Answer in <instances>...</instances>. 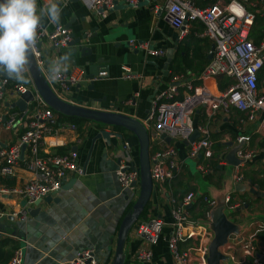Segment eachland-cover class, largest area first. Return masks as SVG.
<instances>
[{
  "label": "crops",
  "instance_id": "obj_1",
  "mask_svg": "<svg viewBox=\"0 0 264 264\" xmlns=\"http://www.w3.org/2000/svg\"><path fill=\"white\" fill-rule=\"evenodd\" d=\"M88 1L60 3V23L69 28L74 37L81 36L85 31V40L77 46L67 45L60 49L52 48L46 38L39 42L43 56L40 68L45 79H48L49 61L66 54L68 71L75 66L72 63V58H75L76 66H85L92 77L86 80L85 85L79 86L80 83L62 93L64 100L71 104L101 112L128 114L142 122L152 101L168 88L173 75H180L185 80L190 75H197L206 65L207 62L194 61V65L187 60L183 62L179 49L194 45L195 53L199 48L209 60L212 43L201 37L203 28L200 24L194 23L191 32L182 42L179 41L178 33L164 17L162 0H140L136 5L118 0L113 8L103 11L92 9ZM259 1L249 0L247 3L248 8L254 10L255 18L262 20L261 25L258 22L253 24L254 29L258 28L256 33H251L256 41L257 34L264 33V6H256ZM44 3L45 0H38L39 7H43ZM41 24L42 29L51 30V22L46 16ZM131 41L133 44L129 45ZM85 47L89 49L83 50ZM148 49H162L165 53L153 56L147 52ZM174 66L180 67L182 71L172 73ZM123 68L129 70V77L124 74ZM0 75L11 85L33 88L29 72L26 73L28 83L9 78L2 72ZM14 111L18 110L6 108L0 103V115L3 116L0 122V149L16 140L14 128L9 130L4 127L5 112ZM194 121L207 127L215 159L218 156L224 158L228 144H240L236 140L238 136H247L255 155L246 165L244 177L248 183L258 187V191H264V180L257 179L264 169V135L254 132L255 124L236 110L230 114L222 111L206 114L205 110H200L195 114ZM77 123L80 134L77 129H72L70 120H52L51 133L45 137L42 151L44 154L76 152L78 162L84 168L82 173L66 178L59 191L39 203V212L33 216L27 214L25 219L8 216L11 211L21 210L23 202L15 196L0 193V208L6 212V216L0 218V264H3L4 259H7L5 264H8L12 251L18 246L24 248V264H61L84 248H94L102 264L112 262L120 224L132 207L124 199L115 171L122 159L130 166L137 167L138 143L126 130L82 119ZM126 143L129 144L128 149L125 148ZM173 143L184 161L171 179L178 192L190 189L206 193L216 200L218 207L224 205V192L233 190L237 200L243 204L239 210L226 215L231 222H236L238 230L246 232L254 222L264 221V197L235 192L231 184L234 166H229L225 161L214 167L212 173L202 175L195 170L194 162L186 160L188 148L185 142ZM30 177L31 174L21 164L16 174L8 178H15L14 186L20 187ZM138 192L139 186L135 194ZM200 204L195 202L191 208L192 214L197 212ZM146 208V219L149 215H157L164 221L161 237L149 246L153 253L152 261L140 263L134 259V254L145 240L142 236H135L134 230L146 219L136 221L123 247L127 256L126 264H172L167 246L172 230L169 203L153 187ZM261 239V243H264V236Z\"/></svg>",
  "mask_w": 264,
  "mask_h": 264
},
{
  "label": "built area",
  "instance_id": "obj_2",
  "mask_svg": "<svg viewBox=\"0 0 264 264\" xmlns=\"http://www.w3.org/2000/svg\"><path fill=\"white\" fill-rule=\"evenodd\" d=\"M68 1L70 0H59V3ZM116 1L118 2L90 0L88 3L92 9L103 11L113 8ZM139 1L125 0L132 5ZM162 3L164 17L178 33L179 41L182 42L191 32L192 25L198 23L203 28L201 37L214 46L209 51L211 58L197 75H190L185 80L177 74L172 76L170 85L152 101L146 118L142 121L149 135L152 185L169 203L172 230L167 246L172 264H207L208 248L214 236L211 216L217 202L212 196L193 190L183 195L169 194L165 185L174 178L184 162L173 142L188 141L186 160H193L195 170L207 175L213 172L210 161L215 160V154L207 127L194 121L197 112L205 110L206 114H211L222 111L230 114L236 110L255 124V133L264 135V36L257 41L250 37L256 16L254 10L248 8L249 0H162ZM258 5L264 6V0L257 2L256 6ZM44 38L52 48L60 49L72 41V34L65 25L51 23V30L40 31L38 43ZM132 44L131 41L129 45ZM37 50L38 54L33 56L41 66L42 51L38 47ZM147 52L153 56L165 53L162 49H148ZM123 69L124 74L129 77V70ZM84 75L83 68L74 66L57 81L53 82L49 78L46 81L55 94L64 99L62 93L78 86ZM28 90L32 91L22 85H11L0 75V103H10L17 95ZM54 117L53 111L36 92L24 112H5L4 127L9 130L14 128L16 140L0 149V176H14L20 163L31 174L20 187H7L0 181L1 194L15 196L23 202L21 210L11 211L8 216L24 219L28 210L34 208L37 202L59 191L66 178L83 171L76 152L41 155L44 139L51 133L49 122ZM2 120L3 116L0 115V122ZM71 127L75 128L74 125ZM195 134L199 137L189 142V138ZM236 140L242 147L236 152V157L241 161L233 167V186L247 182L243 171L255 155L247 136H238ZM125 148H129L128 143ZM218 157V164L225 163L224 158ZM115 176L129 200L135 201L138 195L135 191L139 184L138 167L130 166L122 159ZM223 199L226 214L230 215L242 206L233 190L224 192ZM195 202L204 206L200 217H194L190 211ZM5 216L6 212L0 208V218ZM164 225L160 216L149 215L136 226L135 236H142L145 242L134 254V259L140 263L152 261L153 253L149 246L159 240ZM262 236V220L254 222L246 232L232 234L220 248L222 256L226 258L220 264H264ZM8 264H24L23 247L18 246L12 251ZM61 264L102 263L94 248H84Z\"/></svg>",
  "mask_w": 264,
  "mask_h": 264
},
{
  "label": "water",
  "instance_id": "obj_3",
  "mask_svg": "<svg viewBox=\"0 0 264 264\" xmlns=\"http://www.w3.org/2000/svg\"><path fill=\"white\" fill-rule=\"evenodd\" d=\"M118 2L116 1L115 4ZM86 32L83 31L82 35L79 37H74L72 35V41L68 44L70 46H77L82 40L86 39ZM38 49L41 51L40 44H37ZM213 45L211 49H213ZM89 49L88 47L83 48V50ZM81 50V52H83ZM83 54L81 53V56ZM211 56H209V59ZM47 62H45L46 64ZM72 63L76 66L75 58H72ZM29 74L33 82L32 91L28 90L23 94L17 95L16 99L12 102H5L4 105L6 108L17 109L20 112H24L27 108L28 102L33 101L34 93L36 92L44 103L54 112L66 117V118H80L86 121H94L96 123H101L113 127H119L121 130L129 131L137 140L138 143V170H139V192L135 201L131 202L128 198V194L125 191L124 199L132 204L131 211L124 216L119 230L116 241V247L112 262L110 264H126V254L123 251L124 243L128 236V233L132 225L139 220V217L148 205L151 199L153 192L152 179L150 175V165H149V135L144 126V124L136 118L129 116L128 114L118 113V112H101L97 110H91L85 106H79L69 103L67 100L61 99L58 97L49 83L46 81L45 77L41 72L40 66L37 64L33 55L29 56ZM85 70L84 80L81 82V85H85L87 79H92L90 74L88 75L85 66H80ZM104 131L101 132L103 134ZM199 135L195 134L189 138V142L193 141L195 138H198ZM169 141L168 139H166ZM188 141L185 142L187 145ZM228 151L226 152L224 159L226 160L229 166H235L240 164V159L236 157V152L242 147V144H228ZM24 148V145L22 146ZM89 160L86 159L85 166ZM84 169V168H82ZM135 186V185H134ZM235 192L243 193L248 192L249 194L256 197H264V191H258V187L251 185L250 183L237 184L234 187ZM50 197L44 198L45 200ZM40 203H36L35 208L28 210L30 216L35 215L39 212ZM231 219L226 215L224 205H219L217 209L212 213V223L211 229L214 233L213 239L209 244L208 248V257L207 264H220L221 260L226 259L222 256L220 248L228 241V238L237 232L238 226L236 222H231ZM113 240H111L112 244ZM98 248V247H97Z\"/></svg>",
  "mask_w": 264,
  "mask_h": 264
},
{
  "label": "clouds",
  "instance_id": "obj_4",
  "mask_svg": "<svg viewBox=\"0 0 264 264\" xmlns=\"http://www.w3.org/2000/svg\"><path fill=\"white\" fill-rule=\"evenodd\" d=\"M61 11L59 0H45L43 7H39L38 0H0V72L28 83L29 56L38 54L41 21L46 16L59 26ZM67 61L68 54L49 61V80L55 82L68 71Z\"/></svg>",
  "mask_w": 264,
  "mask_h": 264
},
{
  "label": "trees",
  "instance_id": "obj_5",
  "mask_svg": "<svg viewBox=\"0 0 264 264\" xmlns=\"http://www.w3.org/2000/svg\"><path fill=\"white\" fill-rule=\"evenodd\" d=\"M262 20L260 19V18H255V21H254V24L256 23V22H258V24H260V22H261ZM258 24H257V26H258ZM261 25V24H260ZM201 26V25H200ZM254 26V25H253ZM256 25H255V28L257 27ZM202 27V26H201ZM258 29V28H257ZM257 29H254V27L252 28V30H251V33H256V30ZM251 33H250V37H251ZM258 35V38H257V40L259 39V38H261L262 36H264V33H258L257 34ZM254 39V38H253ZM256 40V39H255ZM208 44V43H207ZM209 45V44H208ZM179 52L181 53V58H182V61L184 62V61H188L189 62V64H192V65H194V61H198V62H201V63H206V62H208L207 61V58H206V56L204 55V54H202L201 53V51L199 50V48H197V53H195L196 51H195V46L193 45V47H190L189 48V46L187 45V47H185V48H182V49H179ZM190 53H191V57H189V55H190ZM207 64V63H206ZM182 71V69L179 67L178 68V66L176 67V66H174V68H173V71H172V73L173 72H176V73H178V72H181ZM53 113H54V115H55V117H54V119L56 120V122H60V121H64V120H67V121H71L72 122V125H74L75 126V128L74 129H77V131H78V133L80 134V132H79V130H80V127L79 128H77V125H79V123H77L78 121H80L81 119L80 118H66V117H64V116H62V115H60V114H58V113H56V112H54L53 111ZM83 120V119H82ZM83 121H85V120H83ZM49 126L51 127L52 125H51V122H49ZM119 130L121 129V128H119V127H117ZM82 133V132H81ZM63 152H56V153H53V154H55V155H58V154H62ZM65 153V152H64ZM41 155L42 156H46L43 152H41ZM210 164H211V166L214 168V167H217V165H218V161L215 159L214 161L213 160H211L210 161ZM20 165H21V163H20ZM14 180H15V178H8V176H0V181H1V183L3 184V185H5V186H7V187H14ZM166 189L168 190V191H170V193L169 194H171V195H173V196H176V195H178V194H180V195H183V194H185L186 192H188V191H190V189L189 190H185L184 192L183 191H180V192H178L177 190H176V188H174V186H173V183H172V181H169V182H167L166 183ZM147 207V206H146ZM144 208V210L142 211V213H141V215H140V217H139V219H141V218H143V219H146V217H147V208ZM192 208V207H191ZM191 208H190V211H191ZM204 211V206H202V204H200V206H199V208H198V210H197V212L196 213H193V215H196L195 217H200L201 215H202V212ZM192 212V211H191ZM17 248V247H16ZM12 254V253H11ZM11 256V255H10ZM10 258V257H9ZM6 260L7 259H4V261H3V264H5L6 263ZM9 260V259H8Z\"/></svg>",
  "mask_w": 264,
  "mask_h": 264
},
{
  "label": "rangeland",
  "instance_id": "obj_6",
  "mask_svg": "<svg viewBox=\"0 0 264 264\" xmlns=\"http://www.w3.org/2000/svg\"><path fill=\"white\" fill-rule=\"evenodd\" d=\"M189 160V162L191 161V162H193V160H191V159H188ZM193 166H194V163H193ZM194 168H195V166H194ZM257 179H259V180H264V169L262 170V174H260V175H258L257 176ZM41 202V201H40ZM36 206V205H35ZM25 218H27V215L25 216ZM24 218V219H25Z\"/></svg>",
  "mask_w": 264,
  "mask_h": 264
}]
</instances>
